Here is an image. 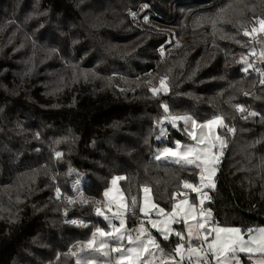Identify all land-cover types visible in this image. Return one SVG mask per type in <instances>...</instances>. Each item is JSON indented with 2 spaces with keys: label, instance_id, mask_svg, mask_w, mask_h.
I'll list each match as a JSON object with an SVG mask.
<instances>
[{
  "label": "trees",
  "instance_id": "obj_1",
  "mask_svg": "<svg viewBox=\"0 0 264 264\" xmlns=\"http://www.w3.org/2000/svg\"><path fill=\"white\" fill-rule=\"evenodd\" d=\"M262 19L264 0H0V264H77L70 247L113 227L96 209L115 176L130 228L143 189L165 210L190 196L200 170L154 158L169 115L222 117L205 208L264 226V62L247 63ZM153 235L168 252L182 241Z\"/></svg>",
  "mask_w": 264,
  "mask_h": 264
},
{
  "label": "rangeland",
  "instance_id": "obj_2",
  "mask_svg": "<svg viewBox=\"0 0 264 264\" xmlns=\"http://www.w3.org/2000/svg\"><path fill=\"white\" fill-rule=\"evenodd\" d=\"M257 24L252 32V35L256 38L253 50L254 62L252 65L247 59L248 68H252L253 66L260 68L264 62V31H261L262 25ZM163 80L167 85L166 79L163 78ZM154 88H160V84ZM172 117H190V119L187 121L177 120L175 123H172ZM214 119L216 117L210 120ZM210 120L200 122L190 115H169L163 119L159 123L161 132L157 136V140L159 142H166V144L155 151L154 158L163 149L175 147L177 143L179 144V148L177 149L179 153H183L187 148H191L192 151L189 158H195L196 163H180L197 167L201 172L203 186L211 192L216 186L218 167L225 153L224 146L226 144V138L219 131L220 127H223V119L221 124L206 127ZM168 124L181 133L185 132L188 135V140L185 141L178 138L170 139ZM193 136L196 139H193ZM159 161L177 163L175 162L176 158H161ZM120 179V176L113 177L109 187L104 191L107 210L113 216V218L108 217V219L114 227H112L110 232L103 231L104 233H112L115 236L117 233L114 229H119L121 240L117 242L99 233L98 236L93 237L95 245L94 251L88 253L87 256L85 253L80 255L77 259L78 264H142V261L145 262L143 256L147 254L149 249L155 246L156 240L152 235L153 231L159 232L162 236L167 235L168 238L175 235V233L181 234L183 239L178 244V246L183 245L181 252L176 253L175 250L173 251L180 261L197 264L202 262H210L211 264H245L243 260L244 255L249 260L248 264H264V233L261 232V230H264V226L256 228L247 235L248 230L244 231L241 227L216 223L213 218H206L204 211L201 214L202 208L190 197L192 196L190 192H187L190 196L178 199L172 209L165 210L154 201L150 189H147V191H145L146 188L143 189L140 205V214L142 217H139L136 226L130 228L126 220L128 214L127 201L121 187ZM113 180L116 181L115 184H113ZM76 183L78 186L81 185L79 178L76 180ZM105 193H108V195L105 196ZM185 200L187 203H182ZM176 205H179V207L177 208ZM161 209L163 211H160ZM114 220L116 223H114ZM121 221H123V227L120 226ZM153 221L156 223L155 228L152 227ZM182 223L185 225L183 231L176 228L177 224ZM199 224H203L204 228H198ZM189 228H191V237L187 234ZM205 229H209L210 232L207 234ZM217 235L220 237L219 241L216 240ZM128 236H131L134 243L129 242L127 239ZM135 236L139 237V239L135 240ZM150 240H154V243H149ZM225 241L228 244L222 247L221 245ZM101 244H103V247H101ZM209 245H212L211 250H209ZM116 248H120L122 251H114L113 249ZM129 248L135 249L130 255L125 251ZM191 249H195L196 251L192 252ZM230 249H235V251H231ZM122 257L127 258L122 260Z\"/></svg>",
  "mask_w": 264,
  "mask_h": 264
},
{
  "label": "snow or ice",
  "instance_id": "obj_3",
  "mask_svg": "<svg viewBox=\"0 0 264 264\" xmlns=\"http://www.w3.org/2000/svg\"><path fill=\"white\" fill-rule=\"evenodd\" d=\"M258 23L260 25H262V28H261V31H264V19L258 21ZM245 35H248V33H245ZM247 70V69H245ZM153 92V94H160L161 92H167L168 91V88H167V85L165 83V81L162 79L160 81V88H153L151 90ZM163 108L165 109V111H167V105H163ZM241 111H243V109H240ZM251 115H256L255 113H252ZM188 119H190V117H172V123H175L177 120H184V121H187ZM222 122V117H216V119L214 120H210L208 121L206 127H211L213 125H218V124H221ZM229 131H231V129H229ZM191 135V134H190ZM193 139H196L195 136L192 137ZM179 148V144L177 143L175 147H169V148H165L163 149L159 154H157V156L155 157V159L159 160L161 158H164V159H173V158H176V161L177 163H180V162H184V163H187V164H195L196 163V159L195 158H189L190 156V153L192 151L191 148H187V150L183 153H179L177 151V149ZM58 156L60 155L59 153L57 154ZM115 180H113V184H115ZM185 187L187 188H191L193 191L195 192H199L200 189L199 188H196L194 187L193 185H190V184H185ZM147 191V189L145 190ZM108 193H105V196H107ZM133 203H135V201L133 200ZM182 203H187V201H182ZM202 203V201H201ZM176 207L178 208L179 205H176ZM160 211H163L162 209ZM175 211V210H174ZM96 214L99 215V216H104V213L103 211H101V209L97 208L96 209ZM201 214H203V210L201 209ZM174 215V213H173ZM105 219H107V217H105ZM73 223H75V221H73ZM120 226L123 227V221L120 222ZM114 227V226H113ZM152 227L155 228L156 227V223L153 221L152 222ZM198 228L200 229H203L204 228V225L203 224H199L198 225ZM115 232L117 233V235L113 236L112 233H104L103 229H99L97 228V232L101 233L102 235H105V236H108L112 239H114L115 241L117 242H120L121 240V236L119 235V229H114ZM206 230V229H205ZM219 231H238V230H219ZM262 233H264V230H261ZM188 236L191 237V228H189L188 230ZM175 235L181 239H183V237L181 236L180 233H175ZM95 236V234H94ZM164 239H168V236L167 235H164L163 236ZM127 239L129 240L130 243H134L132 241V238L131 236H128ZM137 239H139V237H137ZM197 239H199V237H197ZM206 239V238H205ZM216 240L219 241L220 240V237L219 235H217L216 237ZM149 243H154V240H150ZM94 244V239L93 241H89V245H93ZM228 244L227 241L223 242V244L221 245L222 247L226 246ZM101 247H103V244H101ZM183 245H179L177 246V248L175 249V252L176 253H179L181 252V249H182ZM212 248V245H209V250H211ZM114 251L116 252H121L122 250L120 248H116V249H113ZM147 251V249H145ZM231 251H235V249H230ZM243 250V249H241ZM129 255L135 251V249L133 248H129L127 250H125ZM192 252H195L196 250L195 249H191ZM127 257H122V260L123 259H126ZM183 259V257H182Z\"/></svg>",
  "mask_w": 264,
  "mask_h": 264
},
{
  "label": "crops",
  "instance_id": "obj_4",
  "mask_svg": "<svg viewBox=\"0 0 264 264\" xmlns=\"http://www.w3.org/2000/svg\"><path fill=\"white\" fill-rule=\"evenodd\" d=\"M201 185H203V182H201ZM146 189H149V188H146ZM104 203H105L104 208L101 209V211H103V213L105 214L104 211H108V210H107L105 200H104ZM100 206H101V203L98 204V207H100ZM204 213L206 215L207 209H206V212H204ZM111 217L113 218V216H111ZM183 226H185V225L183 224ZM94 234H95V236H94ZM98 235H99V232L94 230L93 233L91 234L90 238H88L87 240L78 241L71 246V252L75 256L76 261L80 255H83V253H85V255L87 256L88 253H91L94 251L95 245L94 244L89 245V241L93 240V237H96ZM152 235H153V232H152ZM135 240H137V236H135ZM154 245L155 246L153 248L149 249L147 251V254L143 256V259H145V262L142 261V264H145V263L146 264H168V263L184 264L185 263V261H180L173 252H168L165 249H163L157 240H156ZM205 263H210V262H205ZM87 264H91V263H87Z\"/></svg>",
  "mask_w": 264,
  "mask_h": 264
},
{
  "label": "built area",
  "instance_id": "obj_5",
  "mask_svg": "<svg viewBox=\"0 0 264 264\" xmlns=\"http://www.w3.org/2000/svg\"><path fill=\"white\" fill-rule=\"evenodd\" d=\"M224 151L226 152L227 149H225ZM194 187L199 188L200 191L199 192H195L191 188H187L184 185V189H186L188 192L191 193L192 196L195 197L196 202L198 203V206L200 208H202L204 212H206V208H205V205L204 204L207 203L211 199V195L212 194L203 185L194 186ZM201 201H202V203H201ZM98 208L100 209L101 207H98Z\"/></svg>",
  "mask_w": 264,
  "mask_h": 264
},
{
  "label": "water",
  "instance_id": "obj_6",
  "mask_svg": "<svg viewBox=\"0 0 264 264\" xmlns=\"http://www.w3.org/2000/svg\"><path fill=\"white\" fill-rule=\"evenodd\" d=\"M205 217L208 218V219H212V218H214V215H213V212H212V209H211V208H208V209H207V213H206ZM255 229H256V227H251V228H249L246 234H247V235L250 234V233L253 232ZM209 232H210V230H209V229H206V233L208 234Z\"/></svg>",
  "mask_w": 264,
  "mask_h": 264
}]
</instances>
